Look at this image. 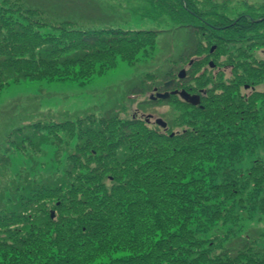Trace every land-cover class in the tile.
Here are the masks:
<instances>
[{"label": "trees", "instance_id": "1", "mask_svg": "<svg viewBox=\"0 0 264 264\" xmlns=\"http://www.w3.org/2000/svg\"><path fill=\"white\" fill-rule=\"evenodd\" d=\"M158 1L188 18L182 26L188 42L179 60L196 59L186 78L174 87L200 93V104L172 100L188 110L190 123L181 130L164 131L107 111L76 123L38 122L12 132L0 152V170L10 164V151L29 150L36 156L49 145L65 152L66 161L61 171L49 175L21 172L12 179L0 175V264L261 263L257 256L261 253L250 241L239 250L217 248L196 232L202 234L204 222L219 218L225 219L223 225L238 223L228 211L239 208V201L244 207L240 198L249 187L242 178L227 174L221 177L222 185L208 183L222 166L221 156L210 149L214 146L217 153L228 147L236 154L259 144L264 92L256 100L244 88L264 84V61L252 57L254 49L264 48V5L246 6L248 12L230 18L198 0ZM16 4L28 5L26 0ZM33 11L39 17L46 13ZM16 13L15 18V12L0 8V55H13L21 78L29 72L40 79L38 70L52 77L69 76L74 69L88 73L85 65L121 56L139 43L129 37L132 32L75 29L64 20L47 19L52 24L39 25L26 11ZM43 40L52 47L45 54L53 53L51 60L40 52ZM213 45L215 73L204 70ZM69 49H76V54L69 55ZM173 73L165 79L175 78ZM6 74L7 64L0 60V78ZM141 86L128 88V96L144 93ZM183 123L181 118L179 124ZM204 161L209 170L204 169ZM261 165L247 173L251 209L258 202L264 204V199L258 200L264 176ZM221 193L234 202H225Z\"/></svg>", "mask_w": 264, "mask_h": 264}, {"label": "rangeland", "instance_id": "2", "mask_svg": "<svg viewBox=\"0 0 264 264\" xmlns=\"http://www.w3.org/2000/svg\"><path fill=\"white\" fill-rule=\"evenodd\" d=\"M18 1L21 2V0H0V6H2L0 8L15 12V18L17 10H21L22 14L26 11L31 15L32 20L40 22L39 25L48 19L47 21H71L72 28L81 30L102 28L125 30L126 33L132 32L128 34L129 37L137 38L139 43L136 49L125 50L126 53L121 56L118 55L112 59L103 57L99 58L102 63L97 64L93 61V65H85L89 67L84 69L88 73L74 69L69 76L52 77L46 74V70H38L39 74L42 73L38 75L40 79L33 78L34 75L29 72H26L28 74L26 78H21L23 72L15 70L13 55H8L6 58L1 54L0 60H5L8 74L0 78V81L4 80L0 82V152L3 151L2 146L6 138L15 130L28 124L47 121L76 123L77 120L92 114L102 117L107 111L116 113L123 119H131L130 115L138 111V115L152 114L154 119L161 118L168 123L169 127L178 130L186 128V123H190L188 110L176 101L171 99L161 103L149 102L153 88L159 87L158 85H161L166 77L168 78V74L171 75L174 72L173 76H175L182 68L187 67V60H179L188 42L186 30L182 27L188 20L186 15L172 12L169 6L162 5V2L158 0H26L28 5H21V7L16 4ZM198 1L203 2L206 8L216 6L219 10L217 13H224L230 18L245 12L240 7L234 9L237 4L249 2L264 5V0H212L211 3L208 0ZM223 2L227 4L224 11L221 10L224 7L221 6ZM33 10L38 11L37 13L42 11L46 13L44 17H39ZM19 18L24 21L21 17ZM42 43L40 46L42 56L45 52L44 57L49 56L48 60H51L50 54L53 53L45 55L52 50V47H47L50 43L44 40ZM66 51L69 55L77 52L76 49ZM254 54L258 59H264V54L260 50ZM213 59L214 56L208 58L209 61ZM176 60L178 64L174 63ZM60 71L59 75H62L64 72ZM140 85L144 93L129 99L128 88ZM181 118L184 123L180 125ZM258 141L259 144H251V147L245 150L240 149V152L236 154H233V150H229L228 147H223V151L216 153L215 147L211 146V154L220 155L222 158V166L219 169L223 172L219 170L211 176L212 179L209 178L208 183L222 185L221 180L225 178L221 179V177L232 174L242 178L244 185L247 184L249 188L243 190L240 198L244 207L241 208L239 201V208L235 207L228 211V214L239 220L237 225H223L225 219L222 218L214 223L204 222V225H201L202 229L200 228L202 234L199 231V233L196 232V236L211 240L212 245H219L217 248L227 247L235 250H239L246 240L250 241L255 245L254 251L258 250L256 252L261 253L257 255L258 260L261 261L260 264H264V209H262L264 204L258 202L256 207L254 204V209H251L252 201L248 200V193L251 191L252 184L246 182L250 168L261 164H263L261 168H264V125H262ZM241 145L245 144L241 143ZM42 149L40 155L36 156H32L29 150L10 151L8 153L10 164L0 170V175L4 173L12 179L21 172H27L32 176L36 175L34 171L43 170L45 167L54 168L55 155L59 154L62 157V153L51 145ZM202 163L205 170L210 169L206 161ZM61 167L62 164L58 168ZM234 170H236L234 173L238 175L233 173ZM258 170L260 169H257L255 174H258ZM262 179L263 184L258 200L264 199V176ZM215 180L217 181L214 182ZM242 187L243 185L241 189ZM231 194L234 193L231 192ZM225 197L221 193L220 198L225 202H234V198ZM228 230H232V233ZM234 231L236 235L232 237L235 234Z\"/></svg>", "mask_w": 264, "mask_h": 264}, {"label": "flooded vegetation", "instance_id": "3", "mask_svg": "<svg viewBox=\"0 0 264 264\" xmlns=\"http://www.w3.org/2000/svg\"><path fill=\"white\" fill-rule=\"evenodd\" d=\"M244 89H246V90H247V89H250V90H249V94H250V95H253L254 98H255L256 100H259V99H257V97L260 96V95L262 94L261 92H264V91H261V90L258 91V89H257L256 86H251L250 88H246V87H245ZM262 96H263V95H262Z\"/></svg>", "mask_w": 264, "mask_h": 264}, {"label": "water", "instance_id": "4", "mask_svg": "<svg viewBox=\"0 0 264 264\" xmlns=\"http://www.w3.org/2000/svg\"><path fill=\"white\" fill-rule=\"evenodd\" d=\"M179 77H180V78L183 77V72H181V74L179 75ZM180 95H181V97H183L184 99H187V98H188L187 95H186L185 93H183V92L180 93ZM157 96L160 97V98H167V97H168L167 94H164V95H157ZM156 123L159 124V125L162 126V127L165 126V124H164L163 122H161L160 120H157Z\"/></svg>", "mask_w": 264, "mask_h": 264}]
</instances>
